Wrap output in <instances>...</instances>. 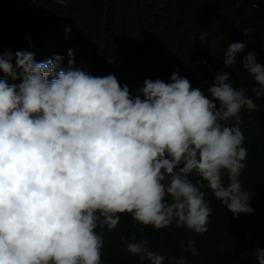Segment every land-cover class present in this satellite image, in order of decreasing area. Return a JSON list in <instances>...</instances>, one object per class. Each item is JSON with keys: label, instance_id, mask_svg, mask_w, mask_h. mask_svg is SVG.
Masks as SVG:
<instances>
[{"label": "clouds", "instance_id": "obj_1", "mask_svg": "<svg viewBox=\"0 0 264 264\" xmlns=\"http://www.w3.org/2000/svg\"><path fill=\"white\" fill-rule=\"evenodd\" d=\"M35 2L21 0L22 8ZM259 9L257 0H222L224 29L190 53L164 54L156 35L143 36L133 48L152 62L142 69L87 32L31 22L45 27V49L0 53V264H111L102 254L103 230H115L122 214L155 230L204 234L212 215L205 189L233 217L254 212L253 193L240 180L248 157L240 126L241 114L255 115L264 104V64L245 38L252 29L235 35L233 24ZM166 10L177 26L194 16L188 0L137 6L148 24ZM226 38L235 42L223 45L215 75L214 64L199 60ZM196 62L204 63L202 77L188 69ZM94 63L112 74L85 71ZM235 68L254 83L256 98L235 85ZM148 243L133 237L125 251L137 264H164ZM180 248L198 254L192 239ZM253 255L264 264V249ZM168 264L188 261L169 257Z\"/></svg>", "mask_w": 264, "mask_h": 264}, {"label": "trees", "instance_id": "obj_2", "mask_svg": "<svg viewBox=\"0 0 264 264\" xmlns=\"http://www.w3.org/2000/svg\"><path fill=\"white\" fill-rule=\"evenodd\" d=\"M222 0H188L193 8V19L190 23L177 26L172 22V14L161 15L153 19L151 24L137 11L139 0H37L31 6L22 8L21 0H0V53L17 51L42 52L47 39L44 35L45 27H30L31 22L40 20L49 21L52 26L64 24L75 32H87L98 43L112 50L117 47L131 54L139 60L140 68L148 66L152 60L145 52L134 49L143 41V36L150 33L156 35L164 54L173 50L190 53L199 47L206 38L215 39L219 28L224 29L223 20H219L218 7ZM260 9L249 19L236 20L235 35L243 36L244 28H251L248 44L261 56L264 64V0H257ZM20 4L22 10L17 11ZM168 9V8H167ZM9 32L11 34L9 35ZM203 36V37H202ZM202 37V38H201ZM210 55L199 61L214 64V74L223 68L222 47L235 42L232 39H223ZM198 61V62H199ZM13 66L15 62L13 59ZM189 67V71L196 77L203 76L202 65ZM94 76L112 74V70L104 64H92L85 69ZM234 77L238 87L256 98L247 77L238 68H235ZM49 79H51L49 77ZM16 79L14 84H19ZM241 130L245 135L244 146L248 149L247 167L243 170L240 180L245 191L253 193L249 203L254 209L250 214L241 213L233 217L232 213L220 206L210 190L205 189V199L209 201L212 215L208 231L204 234L193 235L185 229L174 227L155 230L152 226H143L133 223L130 216L122 214L120 223L115 230H103V258H109L111 264H137L138 257L125 251L127 242L135 238H147L149 247L158 254L165 255L164 264L168 258L184 256L188 264H257L253 252L256 248L264 249V104L260 111L241 114ZM195 181L197 177H190ZM226 179V178H225ZM211 200V201H210ZM143 228V231H141ZM100 231V229H97ZM125 237V241L121 240ZM192 239L195 241L197 255L184 252L180 244ZM144 264H148L147 261Z\"/></svg>", "mask_w": 264, "mask_h": 264}]
</instances>
